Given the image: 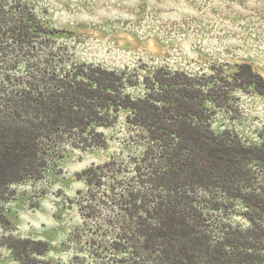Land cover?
I'll list each match as a JSON object with an SVG mask.
<instances>
[{
    "label": "trees",
    "instance_id": "obj_1",
    "mask_svg": "<svg viewBox=\"0 0 264 264\" xmlns=\"http://www.w3.org/2000/svg\"><path fill=\"white\" fill-rule=\"evenodd\" d=\"M59 33L25 0H0V248L16 264H52L46 242L15 234L7 205L68 148H106L101 129L125 113L141 155L77 175L92 197L82 216L109 220L111 264H264V139L216 133L210 108L238 90L264 95V77L246 63L232 74L159 68L134 97L138 75L76 62Z\"/></svg>",
    "mask_w": 264,
    "mask_h": 264
},
{
    "label": "rangeland",
    "instance_id": "obj_2",
    "mask_svg": "<svg viewBox=\"0 0 264 264\" xmlns=\"http://www.w3.org/2000/svg\"><path fill=\"white\" fill-rule=\"evenodd\" d=\"M39 21L59 30V46L76 62L138 75L134 97L143 94V77L159 68L189 74H232L250 64L264 77V0H25ZM213 130L234 131L245 146L264 139V95L238 90L227 107L211 105ZM106 148H68L58 167L38 182L16 187L6 215L17 236L48 244L52 264H111L108 219H86L80 203L92 198L78 174L112 159L132 165L142 153L126 114L108 129ZM88 195V196H87ZM87 203V202H86ZM107 220L106 225L97 223ZM0 264H16L0 248Z\"/></svg>",
    "mask_w": 264,
    "mask_h": 264
}]
</instances>
